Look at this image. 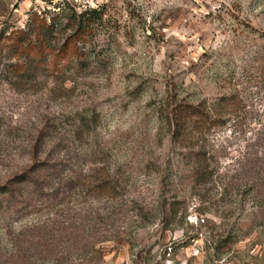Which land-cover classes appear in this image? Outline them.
I'll list each match as a JSON object with an SVG mask.
<instances>
[{
	"label": "rangeland",
	"instance_id": "374dc122",
	"mask_svg": "<svg viewBox=\"0 0 264 264\" xmlns=\"http://www.w3.org/2000/svg\"><path fill=\"white\" fill-rule=\"evenodd\" d=\"M180 102L222 121L176 141ZM2 186L0 250L45 243L16 264H264V0H0Z\"/></svg>",
	"mask_w": 264,
	"mask_h": 264
},
{
	"label": "trees",
	"instance_id": "16d2710c",
	"mask_svg": "<svg viewBox=\"0 0 264 264\" xmlns=\"http://www.w3.org/2000/svg\"><path fill=\"white\" fill-rule=\"evenodd\" d=\"M102 15V12L98 11L97 9H91L89 12L85 13H80L77 14L76 12H73L72 15H68L67 17L68 20L72 23L73 21H79V25L75 28L73 27V32L68 36L66 39L65 44L62 46V48L59 49L58 55L64 53V55H80L79 53V47H78V42L80 39L83 38L85 35L86 31L88 30L89 23L86 20L87 17L93 16V15ZM35 21L36 24L38 25L37 27L34 28V30H41L44 28L47 29H52L54 27L55 21L52 25H48L46 22V18L42 17L35 12ZM46 29V30H47ZM20 33V32H19ZM22 36H26V34H23ZM18 38V37H16ZM23 38V37H22ZM21 39V38H20ZM39 41V40H38ZM37 47L43 52L45 49V41L41 40L40 43L38 42V45H33L29 43L28 45H25L24 42L19 41L17 45V52L22 53V55H26V57L29 58L31 56L32 50L37 49ZM24 53V54H23ZM19 64H12V66H18ZM22 66V65H21ZM25 66V65H24ZM204 106L202 104H191V103H186V102H180L179 104L175 105L172 107L171 110V125H172V138L176 141H186L189 140L190 137H193L194 131L200 130L203 128V126L208 125V127L213 126L214 124L219 123L220 118H211L208 113L205 114V109L203 108ZM192 115H197L198 118L193 119L191 118ZM207 115V116H206ZM190 119H193L190 122ZM87 125H89V122H86ZM196 177L198 178L199 176L203 177L205 173L207 172L204 164L201 162V164H198V167L194 168ZM20 183L27 184L28 186H33L32 190V197H35L36 200L40 199V196H46V193L43 191V189L38 187V181L36 180H29V179H21ZM92 185V183H90ZM96 185H94L95 187ZM55 188V187H54ZM57 190V189H56ZM6 202V207L5 208H15L17 211L20 212L19 206H17L18 199L16 198V189H13L11 186H2L0 187V215L4 210V205L2 203V200ZM29 203H26V206L29 205H34L36 207V202H31V200H28ZM51 203V202H49ZM13 210V209H11ZM37 210L34 208L32 211L34 212ZM39 210V209H38ZM32 229V228H31ZM29 229V230H31ZM37 229V228H36ZM9 230V228H8ZM23 243V240L21 241L20 238H18V241H13L12 240V247L10 248L11 250L8 252L7 249H2L0 250V264H16V259L20 257V255H24V259H28L30 253L33 254V251H39L41 252L40 248H42L45 243L42 241H34L33 239L28 240ZM21 241V243H20ZM20 243V244H19ZM35 249V250H34Z\"/></svg>",
	"mask_w": 264,
	"mask_h": 264
},
{
	"label": "built area",
	"instance_id": "2783aa9c",
	"mask_svg": "<svg viewBox=\"0 0 264 264\" xmlns=\"http://www.w3.org/2000/svg\"><path fill=\"white\" fill-rule=\"evenodd\" d=\"M71 1L73 2L74 5H77V6L94 7V6L101 4L102 2H106L109 0H71ZM192 217L194 221L197 223H201L205 221L203 217H200L197 214L193 215Z\"/></svg>",
	"mask_w": 264,
	"mask_h": 264
}]
</instances>
